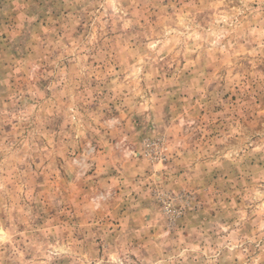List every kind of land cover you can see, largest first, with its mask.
Instances as JSON below:
<instances>
[{"label": "rangeland", "instance_id": "1", "mask_svg": "<svg viewBox=\"0 0 264 264\" xmlns=\"http://www.w3.org/2000/svg\"><path fill=\"white\" fill-rule=\"evenodd\" d=\"M0 264H264V0H0Z\"/></svg>", "mask_w": 264, "mask_h": 264}]
</instances>
